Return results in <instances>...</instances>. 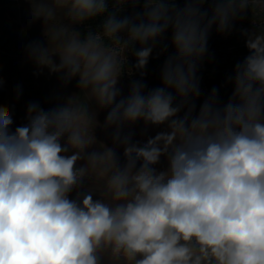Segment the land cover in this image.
Returning <instances> with one entry per match:
<instances>
[{
  "label": "clouds",
  "instance_id": "9594fccd",
  "mask_svg": "<svg viewBox=\"0 0 264 264\" xmlns=\"http://www.w3.org/2000/svg\"><path fill=\"white\" fill-rule=\"evenodd\" d=\"M29 3L46 44L30 42L27 58L64 86L78 78V92L48 110L30 102L15 128L0 105V264H264V26L239 30L248 54L228 100L213 87L196 104L213 29L264 18V0ZM90 101L107 109L102 125ZM140 122L141 136L163 130L135 139Z\"/></svg>",
  "mask_w": 264,
  "mask_h": 264
},
{
  "label": "rangeland",
  "instance_id": "374dc122",
  "mask_svg": "<svg viewBox=\"0 0 264 264\" xmlns=\"http://www.w3.org/2000/svg\"><path fill=\"white\" fill-rule=\"evenodd\" d=\"M30 10L29 0H0V79L4 81L3 85L0 86V105H8L12 109L13 128L25 123L24 117L30 102H38L42 108L48 110L63 104L67 97L78 92L76 86L78 78L64 86L58 76L56 74L49 75L47 69H44L42 74H36V65L27 58L26 45L32 41L46 44V38L43 35L42 20L29 23L32 19ZM78 26H75L77 30ZM213 31L215 33L214 29ZM54 60L58 62L59 58L54 57ZM233 69L234 67L224 70L225 80L233 72ZM210 71V58L207 56L198 72L201 77L202 95L196 101L197 108L210 92L204 84L210 76ZM139 78L138 73H134L131 78L127 74L121 78L119 86L123 89L124 94H127L130 80ZM144 80L149 88L160 85L159 75L145 77ZM225 80L223 81V97L220 98L222 102L228 100L233 90L231 84H225ZM17 86H20L21 89L19 99L16 96ZM80 99L82 100L83 97ZM89 108L96 113V119L102 125L107 109H99L92 101L89 102ZM142 130L143 123L140 122L135 126V139H146L148 136H154L163 130V126L159 128L150 126L144 136H141ZM95 135L98 141L111 145L110 130L97 127Z\"/></svg>",
  "mask_w": 264,
  "mask_h": 264
},
{
  "label": "trees",
  "instance_id": "16d2710c",
  "mask_svg": "<svg viewBox=\"0 0 264 264\" xmlns=\"http://www.w3.org/2000/svg\"><path fill=\"white\" fill-rule=\"evenodd\" d=\"M129 11H131V9H129ZM253 16H255V14H252L251 16V12H248L245 16V19L242 21L247 22ZM100 23H101V20L97 18L96 20L86 22L84 25H79L78 30L84 33L87 31L88 27H92L93 29H95L99 26ZM231 43L234 44V47L232 48V52H226L224 47L222 51H216L211 58L212 64H214L215 66H224L226 64H234L235 62L238 61V58H239L238 54L241 52L247 51L244 45L239 46V43L235 41V38L232 35L229 37V39H227V41L218 40L214 44L219 47V46H226L227 44H231ZM243 58L244 57H240L239 60H243ZM163 60H164V57H160L159 59L150 58V62L146 69L147 75L145 77L158 76ZM224 70L225 69H211L209 73L210 76L207 78V81H206L209 91H211L213 87H216L219 89L220 98L223 97V93H224V83H223V81L225 80Z\"/></svg>",
  "mask_w": 264,
  "mask_h": 264
},
{
  "label": "built area",
  "instance_id": "2783aa9c",
  "mask_svg": "<svg viewBox=\"0 0 264 264\" xmlns=\"http://www.w3.org/2000/svg\"><path fill=\"white\" fill-rule=\"evenodd\" d=\"M182 2V0H181ZM251 20H253L258 26H264V18H261L260 16H253L251 19H249L247 22L245 21H238L236 23L235 29L232 32V36L235 38V41H237L239 43V46L244 45V38L240 35V29H253L255 26L251 23ZM231 35H219L216 32L211 33L210 38H209V58H210V68L211 69H230L233 68L235 66V64L239 61L240 57H245L248 54V50L245 52H241L238 54V61L235 62L234 64H226L224 66H215L214 64H212V56L216 51H222L223 47L225 49L226 52H232V48L234 47V44H227L226 46H216L214 43H216L218 40H223V41H227V39H229V37ZM155 55V54H154ZM224 60V59H222ZM135 63L134 57L129 56V66H131L132 64ZM222 63V62H221ZM204 82V81H203ZM205 86H207V82L205 80Z\"/></svg>",
  "mask_w": 264,
  "mask_h": 264
}]
</instances>
